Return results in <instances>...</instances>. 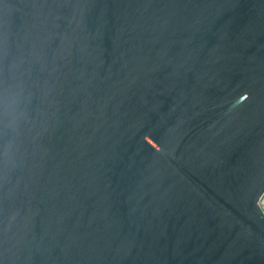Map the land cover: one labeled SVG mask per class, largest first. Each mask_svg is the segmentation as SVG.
Returning a JSON list of instances; mask_svg holds the SVG:
<instances>
[{"label": "water", "instance_id": "1", "mask_svg": "<svg viewBox=\"0 0 264 264\" xmlns=\"http://www.w3.org/2000/svg\"><path fill=\"white\" fill-rule=\"evenodd\" d=\"M264 0H0V264H264Z\"/></svg>", "mask_w": 264, "mask_h": 264}, {"label": "built area", "instance_id": "2", "mask_svg": "<svg viewBox=\"0 0 264 264\" xmlns=\"http://www.w3.org/2000/svg\"><path fill=\"white\" fill-rule=\"evenodd\" d=\"M259 206L261 207V209L264 212V193L262 194L260 200H259Z\"/></svg>", "mask_w": 264, "mask_h": 264}]
</instances>
